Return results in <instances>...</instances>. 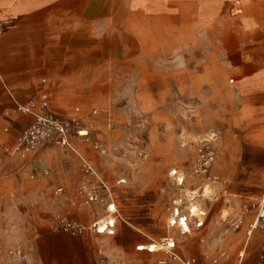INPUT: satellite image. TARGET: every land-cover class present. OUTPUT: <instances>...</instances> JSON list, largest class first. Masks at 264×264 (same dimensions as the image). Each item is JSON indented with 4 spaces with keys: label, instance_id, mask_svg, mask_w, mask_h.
Returning a JSON list of instances; mask_svg holds the SVG:
<instances>
[{
    "label": "rangeland",
    "instance_id": "374dc122",
    "mask_svg": "<svg viewBox=\"0 0 264 264\" xmlns=\"http://www.w3.org/2000/svg\"><path fill=\"white\" fill-rule=\"evenodd\" d=\"M109 6L108 27L93 39L101 46L94 61L107 69L108 82L94 85L86 103L61 114L50 109L80 118L87 134L74 130L71 141L110 191L99 188L98 200L88 201L84 186L98 188L97 181L87 178L75 151L56 142L27 158L0 147V264H97L102 256L111 264H157V256L135 246L173 233L172 201L189 190H199L198 203L210 211L205 241L191 251L210 260L226 248L227 264H238L248 243L241 264H264V230L251 233L264 208V130L252 124L264 93L248 97L239 88L241 64L264 65V0ZM207 145L216 151L211 179L196 172ZM57 215L81 223L85 233L62 231ZM107 218L115 219V234L96 233L93 224ZM16 250L21 255L11 254Z\"/></svg>",
    "mask_w": 264,
    "mask_h": 264
},
{
    "label": "crops",
    "instance_id": "0c3cea01",
    "mask_svg": "<svg viewBox=\"0 0 264 264\" xmlns=\"http://www.w3.org/2000/svg\"><path fill=\"white\" fill-rule=\"evenodd\" d=\"M109 3L110 0H0V71L3 82L15 98L25 103L47 93L50 107L53 109L54 106L60 114L78 102L86 103L93 98L94 85L108 82L107 69L103 70V64L94 61V51L101 46H95L93 39L108 27ZM239 67L245 72L239 80V88L248 97L264 93V65L245 62ZM2 80L0 147L13 144L17 135L33 122L32 116L15 110ZM250 113L257 111L252 108ZM260 113L261 117L254 118L252 124L256 129L264 130V105L260 106ZM4 126L10 127V133L2 134ZM223 190L224 195L228 194V187ZM205 209L204 226L193 225L191 232L184 234L169 226L168 216L167 226L173 230L170 235H175L177 240L176 251L185 258L196 257L205 264H227L231 255L226 248L210 260L203 255L204 251H191L195 242L205 241L202 233L207 229L210 217V211ZM147 243L149 240L139 241L136 251L157 256L158 264L165 254L137 250V246ZM247 247L248 243L237 254L238 264H241ZM223 251L227 254L223 255ZM214 259H218V263H214Z\"/></svg>",
    "mask_w": 264,
    "mask_h": 264
},
{
    "label": "built area",
    "instance_id": "2783aa9c",
    "mask_svg": "<svg viewBox=\"0 0 264 264\" xmlns=\"http://www.w3.org/2000/svg\"><path fill=\"white\" fill-rule=\"evenodd\" d=\"M0 79L2 80L1 71ZM3 85L14 102L15 110L21 114L33 117V122L17 135L13 144L3 146L6 152L13 156L27 158L31 153L36 152L41 147L56 142L65 148L75 151L81 159L82 168L87 178H93L97 181L98 188L92 187L88 181L84 186V192L87 195L88 201L93 202L98 200L100 193L99 188L109 192L108 186L96 171L94 165L78 152L71 141V134L74 130H77V132L82 135V131L79 130L81 123L80 118L77 116L64 118L51 110L50 97L47 93L42 94L39 99H32L23 103L15 98L13 92L5 82H3ZM1 120L2 118L0 117V122ZM2 130L4 133H9L10 127L4 126ZM215 157L216 151L210 145H207L205 149H200L198 155L199 166L196 172L205 178L211 179L210 170ZM42 172L45 175L49 173L46 169L42 170ZM170 175L178 186H184L185 177L182 172L173 169ZM198 191L199 190H189L173 199L168 219V224L171 228H177L184 234L191 232L193 225L197 228L204 226L207 210L198 204V198L200 196ZM56 192H63V188H57ZM108 209L113 214L117 212L113 204H110ZM55 222L58 228L73 236L82 235L86 231L84 225L68 219L65 216L57 215ZM114 228L115 219L111 218L103 219L93 224V229L98 234L113 235L115 234ZM255 229L264 230V208L262 206L259 208L256 219L251 225V233ZM176 248V237L170 234L162 237L160 240L152 239L147 244L137 246V250L139 251L147 250L151 253L162 252L165 254L164 257L158 260V264H172L173 262L179 264H205L196 257H183L176 251ZM17 253L21 255L22 251L16 250L11 252V254L14 255ZM222 254L226 255L227 253L223 251ZM261 257L264 258V244ZM214 263H218V259H214ZM97 264H111V262L107 257L102 256L97 261Z\"/></svg>",
    "mask_w": 264,
    "mask_h": 264
},
{
    "label": "bare ground",
    "instance_id": "6f19581e",
    "mask_svg": "<svg viewBox=\"0 0 264 264\" xmlns=\"http://www.w3.org/2000/svg\"><path fill=\"white\" fill-rule=\"evenodd\" d=\"M87 134V131H82V135ZM207 188V187H206ZM207 195V194H206Z\"/></svg>",
    "mask_w": 264,
    "mask_h": 264
}]
</instances>
